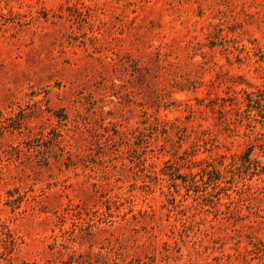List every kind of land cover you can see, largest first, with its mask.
Returning <instances> with one entry per match:
<instances>
[{
    "label": "rangeland",
    "instance_id": "obj_1",
    "mask_svg": "<svg viewBox=\"0 0 264 264\" xmlns=\"http://www.w3.org/2000/svg\"><path fill=\"white\" fill-rule=\"evenodd\" d=\"M0 264H264V0H0Z\"/></svg>",
    "mask_w": 264,
    "mask_h": 264
}]
</instances>
